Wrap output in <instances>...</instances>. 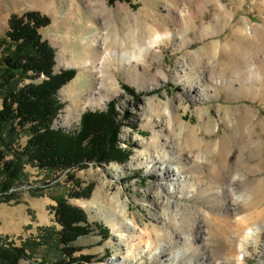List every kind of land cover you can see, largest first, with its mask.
I'll use <instances>...</instances> for the list:
<instances>
[{
    "label": "rangeland",
    "instance_id": "rangeland-1",
    "mask_svg": "<svg viewBox=\"0 0 264 264\" xmlns=\"http://www.w3.org/2000/svg\"><path fill=\"white\" fill-rule=\"evenodd\" d=\"M222 1L234 11L233 19L226 24L222 22L220 27L218 25L214 30L217 34L200 39L199 31L183 32V25L176 20V14L188 2L194 6L196 0H0V38L9 31V22L13 16L39 13L49 20V24L40 30V35L55 50L54 74L72 70L75 72L73 79L57 92L61 110L53 127L65 133H75L80 129L85 113L99 112L110 117L114 123L112 126L118 129L112 145L115 160L110 163L90 160L80 169L56 172L42 170L33 163L19 159L17 161L14 152L25 148L29 136L19 133L13 142L6 128L0 127V245L24 247L28 258L22 259L20 264H57L64 259L60 244L63 227L56 219L59 203L63 202L80 210L90 223L89 234L79 237L72 245L76 249L73 256L79 260L77 264H113L119 257H125L127 249L137 247H142L144 257L131 264L224 262L217 255L220 246L217 226L222 218L230 221L233 219L231 191L237 195L244 194L252 181L264 178V162H261L264 161V128L257 125L258 132L246 134L244 141L240 140L250 147L245 152L246 159L248 156L247 166L243 167L239 162L240 143L233 144V157L229 161L230 174L227 172L222 179L214 178L218 163L210 157L205 160L202 172L193 171L199 175L196 179L193 174L179 173L174 180H161V173L153 171L152 164L127 169L131 162L137 161L140 153L154 151L151 144L156 128H153V123L152 127L142 126L148 120H155L145 112L151 100L161 105L158 108L167 105L192 125L198 124L200 116L208 117L214 131L204 130L200 137L215 142L216 149L220 141H224V137L231 133L230 124L239 123L236 109L246 108L250 115L256 117L253 118L254 122L259 120L264 127V98L232 100L219 86L220 92L216 99L195 102L192 97L186 96L185 83L175 84L174 80L187 79L194 71L208 77L209 66L216 61L218 67L231 61L238 66L246 53L252 64L264 58L259 43L241 41L232 35L235 23L242 18L253 25L264 26V0ZM199 15L208 22L212 18V12L208 11ZM186 21L188 28L189 19H184V24ZM129 26L139 29L142 41L146 40V30L149 31L150 26L154 27L155 32H169L172 35L170 41L160 43V56L157 60L153 59L152 53L147 58L152 73L163 70L168 79L160 80L158 86L149 92H140L136 85L128 81L124 69L115 65L110 71L120 84V92L111 95L102 106L87 109L78 107L98 85L93 70L85 69L79 60L85 54L87 40L91 43L96 36L101 39L116 31L122 34ZM211 42L218 43L217 59L214 61L201 57V63H196L194 54ZM96 50L97 46L89 49L93 57ZM204 67H208L207 71ZM194 73L193 77L197 74ZM43 80V76L36 80L25 79L22 86L39 84ZM189 81L191 83L192 80ZM80 82V93L67 92L68 88L75 91L73 88ZM2 102L0 98V110ZM227 110L231 123L223 120ZM256 146L262 149L257 150ZM157 151L163 153L165 149ZM170 151V148L166 149V153ZM258 153L261 156L263 154L260 162L251 158L252 154ZM173 168L178 173V166L173 165ZM227 177L237 179L233 187H230V183L227 186ZM201 190L204 192L198 197ZM216 191L219 194H215ZM98 193L102 201L114 199L119 194L124 215L121 208L113 210L108 203L93 204ZM114 211L123 215L129 225L122 228V232H115L104 220L106 215ZM155 211L160 212V218L154 215ZM119 220L121 222V218ZM153 227H159L164 236L172 233L174 244L163 241L157 247L151 242L146 244V234L151 235ZM205 230L209 236L204 233ZM253 238V242L257 243L248 247L246 264H264V230L254 233ZM170 252L176 253L177 257L174 259L172 255H167Z\"/></svg>",
    "mask_w": 264,
    "mask_h": 264
},
{
    "label": "bare ground",
    "instance_id": "bare-ground-1",
    "mask_svg": "<svg viewBox=\"0 0 264 264\" xmlns=\"http://www.w3.org/2000/svg\"><path fill=\"white\" fill-rule=\"evenodd\" d=\"M257 4L258 3H255V5ZM262 4L264 5V1ZM104 7L106 8V4H104ZM182 9V11L176 14V20L183 25V32L197 30L201 33L200 39L217 34L218 32L214 33L215 28H217L218 25L220 27L222 22H225V24L229 23L234 16V11H231L222 0H196L194 6L191 2H188ZM204 11L212 12V18L209 22L205 17L203 19L199 15ZM184 19H189L188 28L187 21L186 24H184ZM128 24L130 25V23ZM150 31H155L153 26L149 27V31L146 30L147 35ZM232 31V35H236L241 41H255L259 43V49L264 56V26L257 24L253 25L249 23L246 18H242L235 23ZM141 35L138 28L133 29L129 26L127 27V31L122 34L116 31L107 34L105 37L102 36L101 39L99 38L100 36H96L91 42L92 45L87 40V47L84 50L85 54L83 57H80L79 60L82 61L81 64L85 69L93 70L98 80V85L94 91L86 95L87 98L83 100L81 104H78V107L87 109L97 105L102 106L111 95L120 92V84L110 71L111 67L115 65H120L124 69L128 81L136 85L140 92H149L158 86L160 80L166 81L168 79L166 72L163 70H158L153 74L147 62V58L148 55L152 53L154 55L153 59L157 60L160 56V43H163L165 40L170 41L172 35L169 32L161 34L163 39L159 42H153L152 44H148L146 40L142 41L140 39ZM93 46H97L96 55L94 57L91 55L92 52H89V49H92ZM217 46L218 43L215 42L204 45L194 54L195 62L201 63V57H208L215 61L219 52ZM225 49L224 47V50ZM248 58L249 55L246 53L241 57L238 66L235 64L236 62L234 63V61H231L227 65L220 64L221 66L219 65L218 67L215 65L216 61L214 65H211V67L209 66L208 77H205L204 73L202 74L194 71L197 74L189 72L190 76L187 79H177L174 81L177 85L185 83L186 96L192 97L195 102H207L216 99L220 92L219 86L227 93L228 98L232 100L242 98L256 100L257 98H264V58H259L258 62L254 64H252ZM204 68L206 69L205 71H207L208 67ZM193 73L195 74L194 77L192 76ZM189 79L192 80L191 83ZM81 84L80 82L76 88H73L75 91H71L70 88H68L67 92L70 94L80 93ZM183 100L184 99L181 98L182 102ZM159 106L161 105L153 100L150 101L145 112L149 117L153 116L152 118H155V120L153 122L148 120L147 123L142 125L143 127H148L153 123V128H156V135L151 144V146L154 147V151L147 150L140 153L137 157V161L131 162L127 166V169H132L136 166H149L152 164V170L159 171L161 173L160 179L165 181L174 180L173 178H177L179 173L193 174L195 179L199 178V175L195 174L196 172L193 171L200 170V172H202L203 164L209 157L214 158L218 163V168L216 167L214 171V178L222 179V176L224 177L229 171V161L230 157H233L232 147L235 143H240L239 150L241 154L239 162L241 161L243 167L247 166L248 156L246 159L245 152L249 151L250 147L246 145L247 143L243 144L240 142V140L244 141L243 138L246 134L250 135L251 132H258L257 125L261 126L262 129L264 128L261 121L256 120L254 122L253 118L256 117L252 114L250 115L246 108L236 109L237 115H239V123L236 125L230 124L231 133L228 134V137H224V141H220L216 149L215 142L204 140L202 138L203 136L200 137V133L204 130L206 131L208 129L210 132L214 131L213 124L208 121V117L200 116L198 124L192 125L191 123L185 122L183 118L175 113L174 110H171L167 105H162L161 108H158ZM223 120L231 123V120H229V110L224 112ZM252 136L254 135L252 134ZM252 146L254 147V145ZM257 147L258 146H256L257 150L262 149ZM167 148L171 150L168 153H166ZM164 149L165 151L163 153L157 151ZM262 156L259 153L257 155L252 154L251 158L259 160L258 162H260ZM173 165L178 166V173L174 170ZM248 166H250V164H248ZM235 180L237 179H228L227 177V186L229 185L228 183H230V187H233ZM252 182L253 183L247 186V190H245L244 194L237 195L235 191H231L232 199L230 201V208L232 210L231 216L233 219L230 221L222 218L221 223L217 226L220 241V246L217 248V255L224 259V262L219 264H246V256L249 253L248 247L251 244L257 243L253 242L254 233L264 230V178ZM202 192H204V190L198 192L197 196L199 197ZM215 194H219V191H216ZM104 202L106 204L108 203L113 210L115 208H121V212L124 215V206L120 202L119 194H117L114 199H105L103 201L100 193L95 195L93 204H101ZM115 211L106 215L104 220L115 232H122V228L129 225L124 220L123 215L120 216ZM154 215L157 219L161 217L159 211H155ZM120 218L121 222L119 220ZM150 233L151 235L146 234L148 237V241H145L146 244L151 242L155 247L160 245L162 241L174 244L173 237H171L172 233L169 236H164L159 227H153ZM204 233H207L206 230ZM206 235L209 236L210 234L207 233ZM122 239L124 240L125 238L122 237ZM196 249V251L199 252L198 248ZM167 255H172L173 258L177 257L176 253L172 254V252L167 253ZM142 257H144V250H142V247L127 249L125 257H119L113 264H131L134 260Z\"/></svg>",
    "mask_w": 264,
    "mask_h": 264
},
{
    "label": "trees",
    "instance_id": "trees-1",
    "mask_svg": "<svg viewBox=\"0 0 264 264\" xmlns=\"http://www.w3.org/2000/svg\"><path fill=\"white\" fill-rule=\"evenodd\" d=\"M48 24L49 20L39 13L13 16L9 31L0 38V127L6 128L13 142L19 133L29 136L25 148L14 152L15 158L42 170L80 169L90 160L110 163L116 159L112 145L118 129L104 113H85L75 133L53 127L61 110L57 92L73 79L75 72L54 74L55 50L40 35ZM42 76L41 83L22 86L25 79ZM58 207L56 219L63 227L60 244L64 259L57 264H77L72 245L89 234L90 223L80 210L64 202ZM25 258L28 256L24 247L0 245V264H20Z\"/></svg>",
    "mask_w": 264,
    "mask_h": 264
},
{
    "label": "clouds",
    "instance_id": "clouds-1",
    "mask_svg": "<svg viewBox=\"0 0 264 264\" xmlns=\"http://www.w3.org/2000/svg\"><path fill=\"white\" fill-rule=\"evenodd\" d=\"M163 39V36L155 31H150L146 36V42L152 44L153 42H159Z\"/></svg>",
    "mask_w": 264,
    "mask_h": 264
}]
</instances>
